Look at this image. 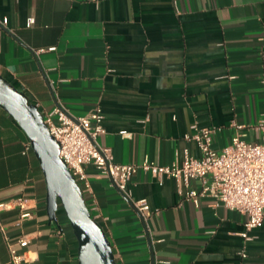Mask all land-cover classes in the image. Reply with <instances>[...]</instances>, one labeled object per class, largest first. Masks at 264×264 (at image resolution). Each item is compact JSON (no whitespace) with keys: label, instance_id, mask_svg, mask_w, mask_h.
Segmentation results:
<instances>
[{"label":"crops","instance_id":"1","mask_svg":"<svg viewBox=\"0 0 264 264\" xmlns=\"http://www.w3.org/2000/svg\"><path fill=\"white\" fill-rule=\"evenodd\" d=\"M0 74L43 114L57 105L74 116L101 107L98 143L121 164L169 165L185 150L200 157L187 137L195 126L215 129L217 151L238 132L260 141L264 0H0ZM29 145L0 107V204L25 196L33 209L20 225L19 207L0 209V264L24 234L28 264H78L64 210L49 218ZM84 168L86 202L118 264H264V221L246 230L245 214L209 197L182 198L171 177L139 170L127 195L93 164ZM140 199L150 215L135 206Z\"/></svg>","mask_w":264,"mask_h":264},{"label":"built area","instance_id":"2","mask_svg":"<svg viewBox=\"0 0 264 264\" xmlns=\"http://www.w3.org/2000/svg\"><path fill=\"white\" fill-rule=\"evenodd\" d=\"M7 21V18L3 19V23L6 24ZM43 115L50 133L61 144L60 157L76 177L83 193L91 188L85 164H93L127 195L129 181L139 170H143L159 178H174L178 194L182 198L198 203L201 197H209L216 205L242 212L247 216L246 230L263 225L264 116L254 127L262 132L260 141H248L244 138L246 133L238 132L228 146L217 151L213 147L215 129L195 126V132L187 137L196 142L200 157L192 156L185 150L182 161L159 165L149 159L139 164L116 162L111 149L98 143L99 137L105 132L104 115L99 106L88 114L74 116L63 105H57ZM193 180L199 182L198 187L191 185ZM30 201L28 197L20 196L8 203H1L0 209L19 207L20 219L17 224L20 225L24 219L33 217ZM134 204L142 215L151 214V207L146 199L135 201ZM242 235L249 239L247 232ZM29 244L30 238L26 234L16 244H9L10 259L2 264H28V257L19 248Z\"/></svg>","mask_w":264,"mask_h":264},{"label":"water","instance_id":"3","mask_svg":"<svg viewBox=\"0 0 264 264\" xmlns=\"http://www.w3.org/2000/svg\"><path fill=\"white\" fill-rule=\"evenodd\" d=\"M0 107L30 140L46 181L49 218L57 220V210L62 207L78 240V264H118L103 226L91 215L81 185L60 157L61 144L50 133L42 111L1 74Z\"/></svg>","mask_w":264,"mask_h":264},{"label":"rangeland","instance_id":"4","mask_svg":"<svg viewBox=\"0 0 264 264\" xmlns=\"http://www.w3.org/2000/svg\"><path fill=\"white\" fill-rule=\"evenodd\" d=\"M60 212H61V209H60ZM63 213H64V216L66 217V219L68 220L67 216L65 215V212H63Z\"/></svg>","mask_w":264,"mask_h":264},{"label":"trees","instance_id":"5","mask_svg":"<svg viewBox=\"0 0 264 264\" xmlns=\"http://www.w3.org/2000/svg\"><path fill=\"white\" fill-rule=\"evenodd\" d=\"M62 208V207H61Z\"/></svg>","mask_w":264,"mask_h":264}]
</instances>
